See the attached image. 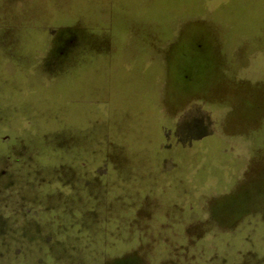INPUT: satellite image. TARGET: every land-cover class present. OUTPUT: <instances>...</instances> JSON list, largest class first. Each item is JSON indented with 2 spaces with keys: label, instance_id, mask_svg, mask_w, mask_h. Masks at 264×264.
Wrapping results in <instances>:
<instances>
[{
  "label": "rangeland",
  "instance_id": "374dc122",
  "mask_svg": "<svg viewBox=\"0 0 264 264\" xmlns=\"http://www.w3.org/2000/svg\"><path fill=\"white\" fill-rule=\"evenodd\" d=\"M0 264H264V0H0Z\"/></svg>",
  "mask_w": 264,
  "mask_h": 264
},
{
  "label": "snow or ice",
  "instance_id": "6c2138e0",
  "mask_svg": "<svg viewBox=\"0 0 264 264\" xmlns=\"http://www.w3.org/2000/svg\"><path fill=\"white\" fill-rule=\"evenodd\" d=\"M183 119L185 121H190L191 122V126L187 130L189 132L193 131L194 130V126L198 123L196 114L192 113V112H189L183 117Z\"/></svg>",
  "mask_w": 264,
  "mask_h": 264
}]
</instances>
